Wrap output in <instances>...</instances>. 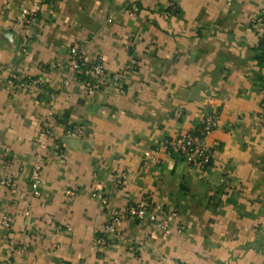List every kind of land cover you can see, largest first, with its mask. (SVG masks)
Returning <instances> with one entry per match:
<instances>
[{
  "label": "crops",
  "instance_id": "0c3cea01",
  "mask_svg": "<svg viewBox=\"0 0 264 264\" xmlns=\"http://www.w3.org/2000/svg\"><path fill=\"white\" fill-rule=\"evenodd\" d=\"M261 11L264 0H0V181L14 188L0 184L12 218L0 264H264ZM75 42L121 87L83 91L67 70ZM12 73L39 84L9 94ZM208 115L209 167L147 156ZM142 201L154 219L121 218L98 249L112 212Z\"/></svg>",
  "mask_w": 264,
  "mask_h": 264
},
{
  "label": "built area",
  "instance_id": "2783aa9c",
  "mask_svg": "<svg viewBox=\"0 0 264 264\" xmlns=\"http://www.w3.org/2000/svg\"><path fill=\"white\" fill-rule=\"evenodd\" d=\"M231 1L232 0H228V2ZM21 16L25 19L28 17L33 19L35 13L22 10ZM250 23L256 30L264 29V12H259L251 19ZM67 70L71 77L80 83L82 90L85 92L106 90L109 83H112L114 87L118 89L122 84L121 74L107 73L102 58L100 56L95 58L86 56L79 42L71 44L68 49ZM38 84L39 82L32 78L19 79L16 74L12 73L6 80V90L9 94H14L16 91H24L31 87H36ZM260 92L261 103L258 117L264 124V87ZM217 124V117L215 115L205 116L196 129L185 132L175 139H163L161 143L148 152L147 156L154 164H159L163 157L178 154L183 158L187 166L204 170L210 166L212 159L211 148L206 143V139L217 128ZM44 133L49 135L50 131L46 129ZM80 133L81 128L79 127L71 126L65 130L67 136H78ZM41 164L42 155L37 154L30 171L29 180V186L34 196L39 195L38 188L40 184ZM118 183H121V181L118 180ZM0 184L10 190L14 189L10 178L1 180ZM67 194L70 199L74 196L73 191H67ZM95 195L103 206L107 204L106 198L100 193L95 192ZM148 215L149 207L145 201L114 210L102 229L96 234L95 243L98 249H105L107 247L109 237L115 233V224L120 221L121 218L126 217L137 222H142L147 218L154 219L152 216L148 217ZM11 223L12 218L10 215L0 213V226L3 229L9 230ZM157 226L163 233H166L169 224L167 220H162Z\"/></svg>",
  "mask_w": 264,
  "mask_h": 264
},
{
  "label": "trees",
  "instance_id": "16d2710c",
  "mask_svg": "<svg viewBox=\"0 0 264 264\" xmlns=\"http://www.w3.org/2000/svg\"><path fill=\"white\" fill-rule=\"evenodd\" d=\"M256 55L254 56L255 59L264 63V41L259 40L257 47L255 48Z\"/></svg>",
  "mask_w": 264,
  "mask_h": 264
}]
</instances>
